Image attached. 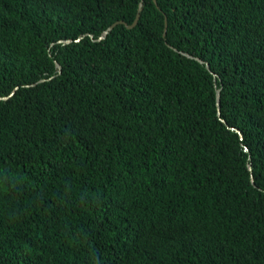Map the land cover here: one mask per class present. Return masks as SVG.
I'll return each mask as SVG.
<instances>
[{
  "label": "trees",
  "instance_id": "trees-1",
  "mask_svg": "<svg viewBox=\"0 0 264 264\" xmlns=\"http://www.w3.org/2000/svg\"><path fill=\"white\" fill-rule=\"evenodd\" d=\"M0 264H264V0H0Z\"/></svg>",
  "mask_w": 264,
  "mask_h": 264
},
{
  "label": "water",
  "instance_id": "water-1",
  "mask_svg": "<svg viewBox=\"0 0 264 264\" xmlns=\"http://www.w3.org/2000/svg\"><path fill=\"white\" fill-rule=\"evenodd\" d=\"M142 5H143V3L140 4V9H139V12H138L137 18H136L134 24H133L132 26H130V28L135 27V26L137 25V23H138V21H139V18H140V15H141ZM116 24H117V23H116ZM116 24H114L111 28H109V30L106 31V32L103 34V37H106V36L108 35V33H109V32H110V31L116 26ZM166 33H167V28H165L164 36L166 35ZM57 67H59V64H57ZM219 103H220V95L218 94V95H217V104L219 105Z\"/></svg>",
  "mask_w": 264,
  "mask_h": 264
}]
</instances>
